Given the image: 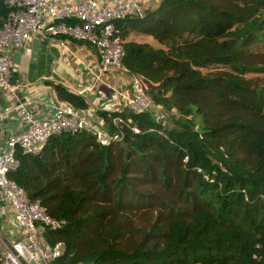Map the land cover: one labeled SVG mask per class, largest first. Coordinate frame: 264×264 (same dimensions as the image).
I'll return each mask as SVG.
<instances>
[{
    "label": "trees",
    "instance_id": "16d2710c",
    "mask_svg": "<svg viewBox=\"0 0 264 264\" xmlns=\"http://www.w3.org/2000/svg\"><path fill=\"white\" fill-rule=\"evenodd\" d=\"M117 24L121 64L164 117L96 108L106 143L77 129L15 144L7 175L63 220L39 224L62 244L51 264H264V0H159Z\"/></svg>",
    "mask_w": 264,
    "mask_h": 264
},
{
    "label": "built area",
    "instance_id": "2783aa9c",
    "mask_svg": "<svg viewBox=\"0 0 264 264\" xmlns=\"http://www.w3.org/2000/svg\"><path fill=\"white\" fill-rule=\"evenodd\" d=\"M1 2L8 9L0 16V91L12 90L10 81L15 64L7 50L23 47L32 35L70 36L94 46L98 60L96 79H100L109 67L127 72L120 62L123 39L117 22L128 15L140 14L144 0H110L104 4L95 0ZM128 77L127 91L120 95L123 106L136 112L149 110L152 105L159 108L146 95L147 84L142 76L128 73ZM19 104L22 127L8 135L0 147V191L8 205L11 226L17 230L12 238H7L0 230V264H51L61 252L62 244L42 239L39 224L58 227L63 220L50 217L38 201L30 200L23 188L7 175L17 164L15 144H19L23 151L36 153L49 134L61 130H88L99 143H106L109 134L102 119H95L86 110L89 107L77 109L58 100L51 113L34 117L25 110L22 102ZM8 110L6 107L0 111V119ZM163 114L160 112L154 118L161 119Z\"/></svg>",
    "mask_w": 264,
    "mask_h": 264
},
{
    "label": "crops",
    "instance_id": "0c3cea01",
    "mask_svg": "<svg viewBox=\"0 0 264 264\" xmlns=\"http://www.w3.org/2000/svg\"><path fill=\"white\" fill-rule=\"evenodd\" d=\"M95 1L104 4L110 0ZM158 1L144 0L143 10L154 7ZM134 33L138 32L129 31L125 39L136 40ZM7 53L15 66L10 81L12 90L0 91V111L9 107L7 114L0 119V147L8 135L22 127L19 102L34 117L45 116L53 111V104L58 100L45 80L59 82L81 94L88 101L89 108L86 110L97 120L102 118L94 113L96 108L112 110L123 106L120 95L127 91L128 73L109 67L100 79H96V51L94 46L86 42L70 36L32 35L23 47H12ZM79 89L82 92H78ZM157 110L161 111L160 108ZM9 220L11 215L8 205L0 191V230L7 238H12L17 230L12 228Z\"/></svg>",
    "mask_w": 264,
    "mask_h": 264
},
{
    "label": "rangeland",
    "instance_id": "374dc122",
    "mask_svg": "<svg viewBox=\"0 0 264 264\" xmlns=\"http://www.w3.org/2000/svg\"><path fill=\"white\" fill-rule=\"evenodd\" d=\"M143 36V37H142ZM140 36L139 33H134V39L136 38V40H146V41H151L152 44H157V42L153 39V38H149L148 35H142ZM144 38V39H142ZM215 69H217V66H211V67H202L201 68V71L202 72H210V71H214ZM247 75H251V74H247ZM154 110H153V109ZM149 112L151 113V115H153V117H157L158 114H160V112L162 111H159L157 110V108L155 106H151V108L149 109ZM163 117H164V114H163ZM168 117V116H167ZM10 221V220H9ZM10 225H11V222H10Z\"/></svg>",
    "mask_w": 264,
    "mask_h": 264
}]
</instances>
